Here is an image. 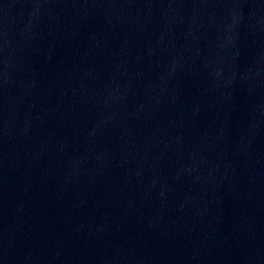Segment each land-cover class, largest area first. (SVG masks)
Wrapping results in <instances>:
<instances>
[{"label":"water","instance_id":"95a60500","mask_svg":"<svg viewBox=\"0 0 264 264\" xmlns=\"http://www.w3.org/2000/svg\"><path fill=\"white\" fill-rule=\"evenodd\" d=\"M0 264H264V0H0Z\"/></svg>","mask_w":264,"mask_h":264}]
</instances>
